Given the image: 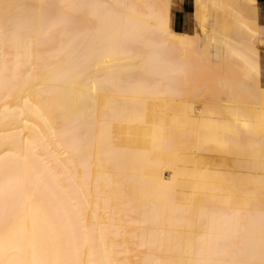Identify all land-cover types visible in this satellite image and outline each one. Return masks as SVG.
<instances>
[{"label":"bare ground","instance_id":"bare-ground-1","mask_svg":"<svg viewBox=\"0 0 264 264\" xmlns=\"http://www.w3.org/2000/svg\"><path fill=\"white\" fill-rule=\"evenodd\" d=\"M171 1L0 0V264H264L258 24Z\"/></svg>","mask_w":264,"mask_h":264},{"label":"rangeland","instance_id":"rangeland-1","mask_svg":"<svg viewBox=\"0 0 264 264\" xmlns=\"http://www.w3.org/2000/svg\"><path fill=\"white\" fill-rule=\"evenodd\" d=\"M256 2H257V0H254V1L253 0L252 1L246 0L245 1V5H246L245 11H247L245 13L246 18H248L249 21H252L254 24H258V9L260 8V5L256 4ZM260 3H261V5H264V0H260ZM243 29L240 31L245 33L244 36L242 35L243 37H245V35L248 33H247V31H245ZM254 37H255L254 38V45H253L254 48L257 50L264 51V37H261L260 35L259 36L256 35ZM231 43H234V42H231ZM221 73L223 74V71H221ZM262 86L264 87V81H263ZM194 105H196V104H194ZM199 105H201V104L199 103ZM208 105H212V103L208 102ZM256 110L258 111V109H256ZM248 112H250V111H248ZM259 112L260 111H258V113ZM254 113H255V111L253 112V115H255V117H256L257 114H254ZM259 115H262V113H259ZM249 120L252 123H255L257 121V120H255V118H249ZM195 127H196V125H195ZM257 128H259V127H257ZM262 128L264 129V125ZM193 129H194V127L191 126L189 130H193ZM243 130H244L243 132L246 133L247 129H243ZM243 132H242V134H244ZM263 133H264V131L260 130L259 132L255 133L254 135L256 136V139H258L259 137L262 138L261 136H263L262 141L264 142V134ZM255 136H254V138H255ZM232 150H233V152H232ZM232 150H231L232 153H230L226 156L225 155H211V154H193L192 159H193V162L198 166H207L208 168H211V169L221 170L225 177H227L228 179H231V181L235 187L245 189V190H250L253 188V184L248 183V182H242L240 180V178L244 177L249 172L254 173L253 170H248V169L244 168V166L248 164V161L250 159L247 156L240 155L239 153L236 152V150H234V149H232ZM239 158H242L241 159L242 161ZM263 175H264V172H263ZM257 200L264 202V196H259Z\"/></svg>","mask_w":264,"mask_h":264},{"label":"crops","instance_id":"crops-1","mask_svg":"<svg viewBox=\"0 0 264 264\" xmlns=\"http://www.w3.org/2000/svg\"><path fill=\"white\" fill-rule=\"evenodd\" d=\"M172 1L170 6L171 28L181 33H186V34L194 33L197 29L196 27L197 24L194 22L193 19V13H194L193 1L192 0H188V2L187 0H172ZM258 31H259V35L261 37H264V6L258 9Z\"/></svg>","mask_w":264,"mask_h":264}]
</instances>
